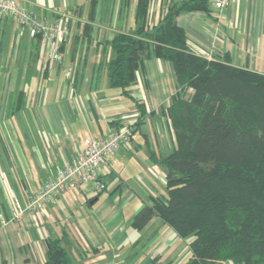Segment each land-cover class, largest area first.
Instances as JSON below:
<instances>
[{"label":"crops","instance_id":"1","mask_svg":"<svg viewBox=\"0 0 264 264\" xmlns=\"http://www.w3.org/2000/svg\"><path fill=\"white\" fill-rule=\"evenodd\" d=\"M183 1L151 0L148 27ZM18 2L45 23L66 19L68 31L62 62L43 61L39 38L0 20V264H45L48 238L61 240L73 264H186L188 245L159 218L140 230L132 225L143 206L166 194L164 167L152 157L172 150L166 111L178 89L173 65L155 57L140 64L131 88L143 114L111 86L103 55L116 34L136 29L137 0ZM175 21L197 55L264 74V0H229L221 10L180 12ZM122 121L134 131L100 168L104 191L88 184L56 199L41 226L30 215L10 220L13 197L26 204L87 139Z\"/></svg>","mask_w":264,"mask_h":264},{"label":"trees","instance_id":"2","mask_svg":"<svg viewBox=\"0 0 264 264\" xmlns=\"http://www.w3.org/2000/svg\"><path fill=\"white\" fill-rule=\"evenodd\" d=\"M150 3L137 0L136 29L116 34L103 55L111 86L134 99L140 114L131 88L146 58L170 62L177 79L166 111L174 144L152 157L164 167L166 194L143 206L132 225L140 230L157 217L190 238L186 264H264V74L189 47L175 18L209 12L208 0L172 3L151 28ZM45 264H73L61 240L47 239Z\"/></svg>","mask_w":264,"mask_h":264},{"label":"built area","instance_id":"3","mask_svg":"<svg viewBox=\"0 0 264 264\" xmlns=\"http://www.w3.org/2000/svg\"><path fill=\"white\" fill-rule=\"evenodd\" d=\"M210 7L221 10L229 0H208ZM10 19L20 27L26 28L31 39L39 38L40 53L43 61L61 63L63 54L60 45L64 41L68 27L64 18L53 23L43 22L34 12L25 9L18 0H0V20ZM70 72L66 71L69 77ZM133 134V123L122 121L120 125L101 139L89 138L84 149L71 163H66L56 173L45 180L26 204L13 197L10 207V220L30 215L39 226L44 225L47 218V207L56 199L77 191L84 185L91 184L96 191L106 189L100 179L99 170L107 157L118 149L129 145Z\"/></svg>","mask_w":264,"mask_h":264},{"label":"rangeland","instance_id":"4","mask_svg":"<svg viewBox=\"0 0 264 264\" xmlns=\"http://www.w3.org/2000/svg\"><path fill=\"white\" fill-rule=\"evenodd\" d=\"M190 238H186V239H180V241L183 243V245L185 246Z\"/></svg>","mask_w":264,"mask_h":264}]
</instances>
